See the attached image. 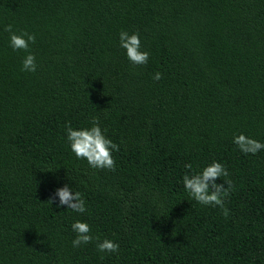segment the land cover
Returning a JSON list of instances; mask_svg holds the SVG:
<instances>
[{"label":"trees","instance_id":"1","mask_svg":"<svg viewBox=\"0 0 264 264\" xmlns=\"http://www.w3.org/2000/svg\"><path fill=\"white\" fill-rule=\"evenodd\" d=\"M8 24L36 35V72ZM121 31L139 32L146 65ZM93 116L115 171L67 141ZM240 134L264 143V0H0V264H264V150L245 155ZM213 161L233 182L227 218L183 186ZM65 185L86 212L48 203ZM77 220L93 241L73 247Z\"/></svg>","mask_w":264,"mask_h":264},{"label":"clouds","instance_id":"2","mask_svg":"<svg viewBox=\"0 0 264 264\" xmlns=\"http://www.w3.org/2000/svg\"><path fill=\"white\" fill-rule=\"evenodd\" d=\"M10 34V47L14 51H24L26 53L22 61V71L36 72V56L30 51V44L36 42V35L21 30L19 33L13 31V25L8 24L4 29ZM120 47L126 50L128 60L134 65H146L150 53L141 49V39L139 32L129 33L121 31L119 34ZM163 74L156 72L153 79L159 81ZM91 127L74 129L69 121L66 125L67 141L70 144L71 151L77 159L86 160L88 165L94 169L116 170V161L113 157V151L120 150L119 145L106 136V129L100 126L99 117H91ZM233 143L245 155L257 154L264 150V143L250 138L244 134L234 136ZM185 168L192 169V164H186ZM229 177L226 167L217 161L204 167L199 172H186L183 176V186L189 195L199 204L204 206L219 207L222 215L227 218L230 210L225 206V200L233 191V182ZM222 178V183L217 180ZM59 198V206H67L74 212L84 213L87 211L86 202L81 192L75 191L69 185L56 189L48 203L52 204L56 198ZM72 230L76 233V238L72 241L73 247L89 244L93 241L91 227L86 222L77 220L72 224ZM96 247L100 252L118 253L120 245L112 240L104 239L102 241L97 237Z\"/></svg>","mask_w":264,"mask_h":264}]
</instances>
